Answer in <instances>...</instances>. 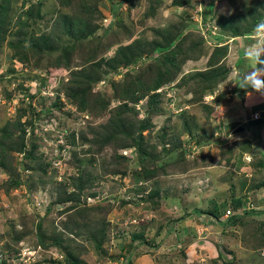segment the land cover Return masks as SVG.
Here are the masks:
<instances>
[{
  "label": "rangeland",
  "instance_id": "rangeland-1",
  "mask_svg": "<svg viewBox=\"0 0 264 264\" xmlns=\"http://www.w3.org/2000/svg\"><path fill=\"white\" fill-rule=\"evenodd\" d=\"M175 1L180 6H173ZM37 4L41 18L26 21L24 32L28 36L45 34L53 46L59 47L67 39L63 30L65 17H81L86 24L90 36L82 41L83 45L75 46L68 70L56 68L47 73V53L38 58L37 67L32 60L21 67L24 63L12 57L13 50L7 44L16 40L12 36L18 28L15 23L18 17L24 21L23 10ZM210 7L209 13L206 10ZM220 16L229 29L217 25ZM258 16L262 18L260 22L264 21V0H71L68 7L57 0L12 3L7 12L11 23L6 25L7 32L0 42V98L4 92L8 95L0 99V127L14 119L24 99L22 107L30 104L35 118L31 130H25L24 140L33 142L41 156L39 162L49 165L45 173L23 167L25 160L21 158L30 146L3 158L7 164L0 165L3 264H19L24 252L29 263L51 264V260L64 259L65 253L58 248L43 249L36 244L38 223L46 233L54 231L52 236L58 242L68 243L79 264H124L125 257L130 258L128 264H145L143 256L151 264H264V257L253 252L258 251V246L260 250L264 247V236H258L259 229H264V207L259 211L251 209L260 215H249L242 220V226L230 228L228 233L219 232V226L214 225L205 227L207 232L203 233L200 226L191 234L184 224L193 209L212 203H218L223 214L220 220L225 221L230 211L221 205L238 200V186L243 191L264 182V167L253 176L247 174L250 168L258 169L257 156L244 157L245 153L233 147V142L229 146L223 141L220 152L223 156V152H229L234 163L244 160L246 168L236 171L231 162L233 172H224L213 184L209 182L211 173L204 172L198 162L210 150L220 149L215 146L223 143L218 139H230L227 128L243 124L242 119H248L255 110L249 106L241 110L245 95L240 97L238 69L244 73L252 70L244 52L256 43V25L245 36L229 32L245 33L251 19ZM178 33L181 52L176 56V70L170 72L167 81L155 90L135 91L134 99L126 102L114 99L118 86L124 87L135 79L149 86L163 57L160 51L150 55L151 44L162 45ZM222 45L227 46L225 55H212L215 46ZM91 57L93 61L89 62ZM79 72L97 80L90 93L102 96L106 103L103 108L83 112L68 104L61 84L71 73ZM156 94L161 112L148 115L150 100ZM261 99L257 98L258 102ZM125 103L127 108L119 112L117 107ZM145 117L151 128L142 131L144 142L153 155L163 151L162 159L166 161L162 162L170 163L163 172L149 177L137 171L138 155L129 146ZM24 118L20 120L24 122ZM184 121L190 132L182 128ZM116 123L124 126L117 129ZM256 124L249 119L242 126V134L257 131ZM163 132L165 136L161 138ZM110 134L114 140L102 144V138ZM183 149L184 160L171 162L177 154L183 155ZM79 171L84 177L89 174L92 180L83 188L79 200L73 201L68 198L73 188L66 179L74 178ZM13 181L16 187H11ZM59 183L64 190L58 189ZM253 200L264 203V195L256 192ZM51 223L53 228L49 227ZM179 223L181 232L174 229ZM75 226L77 230H73Z\"/></svg>",
  "mask_w": 264,
  "mask_h": 264
},
{
  "label": "trees",
  "instance_id": "trees-1",
  "mask_svg": "<svg viewBox=\"0 0 264 264\" xmlns=\"http://www.w3.org/2000/svg\"><path fill=\"white\" fill-rule=\"evenodd\" d=\"M16 1L17 0H0V42L3 41L4 35L7 32L6 25L11 23V21L7 17V12L10 6L12 5V3H15ZM57 1H59L60 5L64 7H68L71 4V0H57ZM23 3H25V0H23ZM179 4L175 1L173 6L175 5L180 6ZM184 4L186 3H183V5ZM39 10H40L39 4L35 6L29 5L27 9L23 10V13L21 15L24 18V21L20 22L21 17H18V21L15 23V25H18V28L16 32L12 34V36L15 37L16 40L10 41L7 44L13 50L12 57L17 59L19 62L24 63V64H20L21 67L22 66L26 67V65L31 60L34 62L35 66L37 67L38 58L42 57L44 53H47L49 58H51V59L48 58V65L46 68L47 73H50L53 69H56V68H60V70H68L70 68L69 58L72 52L74 51L75 46L79 43L83 45L82 41H84L85 39H88V36H90V33L86 31V27H85L86 24L84 23V20H82L81 17L75 18L74 15L70 16V18L65 17L66 21L64 23L63 30H64V34L67 37V39L63 45L59 47H55L52 45L51 40L45 34H38L34 37L33 33H30L28 36L24 32V28H26L27 26L26 21L29 22L35 18L36 19L41 18V14ZM210 10H211V7L207 9L206 11L210 13L211 12ZM261 20L262 18L259 16L257 18L253 17L250 21V26L248 27V30L245 31L246 34L245 33L240 34L237 31H230L229 34H233L236 37L245 36L247 35V33L248 34L251 33L253 30V27L257 25ZM216 23L221 29H224V27H225V30L229 29L228 23L225 20H223L221 16L217 19ZM179 34L180 33L169 37L168 40L164 41L162 45L161 43L151 44L152 48L150 50V55L153 54L155 51H160L163 53V57L161 60L162 64H160V67L157 69L156 78L152 79V82L149 84V86H144L143 84L141 85L139 81L135 79L134 81H130L129 84L125 85L124 87L121 85L118 86L119 91H117L118 93L114 92V95H113L114 99L126 102L128 100L134 99L133 95L135 91H139L143 88L144 89L150 88V89L155 90L161 84H163L164 81H167L170 75V72L172 71L175 72L176 70V56L179 54V52H181L180 47L177 43ZM207 35H208V38H213V36H209V34ZM215 39L220 40V38H216V37ZM215 39L213 40H214V43L216 44L217 41ZM226 47L227 46L225 45L215 46V50L212 53V55L224 56L226 53ZM55 51H57L58 53L54 54ZM91 61H93L92 57L91 59H89V62ZM95 82H97V80H93L92 78L88 77L83 72H79L77 74L71 73V77L69 79L67 78L65 83L61 82L62 89L64 88L63 90H64L65 99L67 100L68 104L70 106L72 105L73 107H76L77 109L83 112L84 110H87L89 108L93 110L94 108H97V107L103 108L106 105V103L103 100L102 96L100 94L90 93L92 84H94ZM207 84H210V82H208ZM242 89L243 88H241L240 97H243V98L247 92H253L252 89H245V90L244 89L242 90ZM5 96H8V95L4 92V96L3 97L1 96V98L4 99ZM158 98L159 96L156 94L154 98L152 97V99L150 100L149 105L151 107L148 110V115H156L161 112L160 106H158L159 104L157 105ZM21 102H22V105H21L22 107L23 104L25 103L24 99L21 100ZM26 105H27L25 106L26 109L23 107L18 108L17 106H14V108L17 107L16 116L14 117L13 120L7 121L3 126L0 127V165L6 167L7 164L4 162L5 158L12 155L14 152L19 153L21 150L24 151L26 146H30L29 148L30 151L26 152L21 158L22 160H25V163H22L23 167H25L26 169H31L33 172H44L45 173V169L47 165L49 164L45 163L44 165H42V163L39 162L41 159V156L38 154L35 144L33 142L29 143L28 140H24L25 130L26 129L31 130L30 127L34 125V122L32 120H35L33 116L34 115L33 107L30 106V104L28 105L27 103ZM126 108H127L126 103L121 104L119 107H117V109H119V112L124 111ZM119 112L117 111V115H119ZM120 114L122 115V113ZM24 116L28 119L24 118L25 121L23 122L20 119H22ZM254 122L256 123L258 122L259 124L260 123L262 124V120H259V119L255 120ZM123 126L124 125H121V123H116L117 129ZM150 128H151L150 120L149 118L145 117L139 123L138 132L136 133L135 138L131 140V145H129V146L134 147L138 155L139 166H138L137 171L143 172V174H141L143 177H149L153 174L161 173L163 172L164 168L166 169L170 165L169 162H162V161H166L164 160L165 157L162 159V156L164 155L163 151H161L160 154L158 153V154L153 155L152 152L149 151L148 144L144 142L142 131L146 129L149 130ZM182 128L184 130L188 129L187 121H184L182 123ZM111 135L112 134L106 137H103L102 144L108 145L112 140H114L112 138L113 136ZM164 136H165V133L163 132L160 135V137L162 138ZM98 140L100 141L101 139H98ZM218 142H220V139H218ZM162 143H163L162 140H160L159 145L161 147H163ZM198 143L200 144V142ZM206 144H208V142ZM181 151L183 155L181 153L177 154L178 155L177 158L175 157L174 159L172 158L173 160L171 159V162L172 161L180 162L184 160L183 156H184L185 150L183 149ZM197 153L198 151L196 152V154ZM166 155L167 154H165V156ZM194 157L196 158V155L193 156V158ZM201 159H205V158L202 157ZM77 163L81 167V163L76 161L75 164ZM258 166H259L258 169L263 168L264 163L261 162ZM90 178L91 177H89V174H87V176L84 177L83 173L81 174L80 171L78 172L77 176H75L74 178L73 177H69V179L67 178L66 180L73 188V191L68 193L70 194L68 198L72 199L73 201H78L80 193L82 192L83 188L86 186L87 183H89L92 180V179L90 180ZM263 183H261V185ZM10 184H6V185L10 186ZM16 186H17V183L13 181V183L11 184V187H16ZM64 187H65L64 185H61V183H59V188H58L59 190L60 189L64 190ZM58 194L59 192H57L56 195L59 196ZM240 205L242 204L239 201H236L235 204H233L234 208L237 206L240 207ZM47 209L48 208H46V210ZM192 212L196 213V211H192ZM211 215H212L211 220L207 219L206 222L214 223V221H216V222L223 223V224L226 223L225 221L221 222V220L218 218L216 214L211 213ZM228 217H230V215ZM82 226H84V224H82L81 227ZM49 227L53 228V224L51 223ZM49 227L46 226L47 229H49ZM76 228L77 226L73 227V230H77ZM73 230L70 229V231H73ZM45 233H46L45 227H43L40 223L36 224L35 235H34V236H37V239H38L36 244L42 247L43 249H47L50 247H56L58 248L59 251L65 253L64 259L51 260L52 261L51 264H79V260L69 251L70 246L68 245V243L64 244L63 241L58 242L55 236L54 237L52 236L53 234H56L54 233V231L49 234L48 233L45 234ZM74 233H76V231ZM136 236L138 235H133L134 239H138V238L141 239V237H139L140 235L138 237ZM129 261H130V258L125 257L124 264H128ZM33 264H36V263H33Z\"/></svg>",
  "mask_w": 264,
  "mask_h": 264
},
{
  "label": "crops",
  "instance_id": "crops-1",
  "mask_svg": "<svg viewBox=\"0 0 264 264\" xmlns=\"http://www.w3.org/2000/svg\"><path fill=\"white\" fill-rule=\"evenodd\" d=\"M257 98H259V99L262 98V99L259 100V102H258ZM247 106H249V108L251 107L252 109H255V110L252 111L251 114H249L248 119L247 118L242 119V121H243L242 123H244L245 121L247 122L249 119L251 120V115L253 113L260 112L261 117L259 120H262V124L261 123L259 124L258 122L256 124V127H259L260 129L258 128L257 131H254L253 129H251L250 132H246L243 134L237 133V134L232 135V130L236 126H239L240 124L235 125L232 128H227L228 129L227 135L230 139H227V137H222V139H227V143L229 144V146H230V143L233 142L234 146L233 145L232 146L235 148L238 147V150L240 152L245 153L244 157H248L250 155L254 157V155H255V157L257 156V158H258L257 159L258 164H260L261 162L264 163V117H263L264 112H262L264 110V97L260 96L259 94L255 93V92H247L245 94V100H244V103H243L241 110H245V108H247ZM230 109H232L230 111H233L234 107L231 106ZM251 121H253V120H251ZM233 136H235V137H233ZM257 140L259 143L257 142ZM215 146H218L220 149L214 148L213 150L209 151L210 153L208 155L202 156L205 159H201L202 158L201 157V158H199L200 160H198L199 165H201L203 167V171L211 173L210 177H209L210 178L209 182L213 183V184L214 183L216 184L217 179L219 180L218 177L222 176L223 174H225L227 172H233L232 170H234L233 168L230 167V163L233 162L234 158L228 156L229 152H223L224 156L222 155V152H220V150L222 151V147L224 145L221 144V145H215ZM233 164L238 169L236 171H240V169L246 168V166H247V162L245 163L244 160L240 161L238 163L233 162ZM215 166H218V167H215ZM219 166L220 167L227 166V167L219 168ZM247 168L249 169V167H247ZM253 169L254 170H252V168H250L249 171L247 172V174L248 175L251 174L253 176V175L257 174V172L260 170L257 168H253ZM262 170H264V169H262ZM221 172H222V174H220ZM221 181L227 183L226 180H221ZM241 188H242V186H241ZM241 188H240V186H238V190H237V193L235 195L236 199H238L237 201H239L242 204V205H240V207L237 206L238 208L237 207L234 208L233 204H235L236 201H226V203H223L221 205V207H223V210H225V211L229 210L230 211V217L226 218L225 224L219 223L216 221H214V223L206 222L207 219L211 220V218H212L211 213L216 214L218 216V218L222 220L223 214H222V212L219 211L220 207L217 206L218 203H217V205L215 203H212L211 206H199V208L193 209L192 211H196V213H193L191 211L192 213L188 216L189 219H187V221L186 220L184 221L185 226H187L189 228L188 232L190 230L191 234H192V232H194L195 230L197 231V228L199 229V227L202 226L201 229H204V230H201V232L203 233V232H207V230H206L207 227L212 228L214 225H217L220 228L219 232H222V233L227 232L228 233L230 228H233V227L239 228L240 226H242L243 223L245 222L242 220H244L245 218L248 219L249 215H254L255 217L259 216L260 215V214H258L259 212H252V210L253 211H259V209H261V207H264V206H261V204H264V203H258V201L256 202L253 199H254V194L256 192H260L261 194L264 195V183L262 185L260 184L259 186H255V187L251 186L250 189L249 188L245 189L246 188L245 187L243 191L241 190ZM211 202H213V201H211ZM221 202H224V199ZM243 204H244V207H243ZM224 205H225V207H224ZM240 211H242L243 213H240ZM181 219H183V217ZM213 219H215V218H213ZM189 221H191V223ZM194 222H196V225L194 224ZM221 222H223V221H221ZM181 228H182V226L179 223L178 225L176 224V228H174V229L175 230L179 229L181 232ZM259 231H260L259 232L260 234L258 236H264V229L263 228H262V230L259 229ZM188 232H186V233H188ZM258 248H259L258 251H253V252L258 253V255H259L260 251H261L260 246H258ZM188 254H190V253H188ZM261 257H263V256L261 255ZM141 259H142L141 261H143V260L145 261V264H151V261L148 260L146 258V256L141 257Z\"/></svg>",
  "mask_w": 264,
  "mask_h": 264
},
{
  "label": "clouds",
  "instance_id": "clouds-1",
  "mask_svg": "<svg viewBox=\"0 0 264 264\" xmlns=\"http://www.w3.org/2000/svg\"><path fill=\"white\" fill-rule=\"evenodd\" d=\"M105 23H107V21ZM253 31L255 33L256 43L249 45L244 52L245 58L252 63L253 67L252 70L247 73H244L243 71L239 72V76H240L239 87L243 89H252L253 92L264 97V21L257 24L254 27ZM221 42L226 43L223 40ZM262 112H264V110ZM255 113H258L259 115L258 118L255 120L260 119L261 117L260 112H255ZM252 115H251V120L255 121L254 119H252ZM246 123L247 122L245 121L243 124L236 126L235 129H237L238 127H242ZM234 130H232V132ZM223 141L226 142L227 144V139H221L220 142ZM224 142L222 143L223 145H225ZM263 250L264 247L261 249L260 254L264 257V254L262 253Z\"/></svg>",
  "mask_w": 264,
  "mask_h": 264
},
{
  "label": "built area",
  "instance_id": "built-area-1",
  "mask_svg": "<svg viewBox=\"0 0 264 264\" xmlns=\"http://www.w3.org/2000/svg\"><path fill=\"white\" fill-rule=\"evenodd\" d=\"M258 113H254L253 115H252V119H257L258 118ZM228 214H229V212H227ZM263 254H264V250H263V252H262ZM25 255H26V257H25ZM28 254L27 253H22L21 254V258H20V260H19V264H33V262L32 263H29L28 262V260H30V258L27 256ZM3 254H0V264H3ZM21 261V262H20ZM32 261H34V260H32ZM111 264H116V263H111Z\"/></svg>",
  "mask_w": 264,
  "mask_h": 264
},
{
  "label": "water",
  "instance_id": "water-1",
  "mask_svg": "<svg viewBox=\"0 0 264 264\" xmlns=\"http://www.w3.org/2000/svg\"><path fill=\"white\" fill-rule=\"evenodd\" d=\"M241 71V69H238V74L239 72ZM243 131V128L242 127H238L237 129H235L232 133L235 134V133H240Z\"/></svg>",
  "mask_w": 264,
  "mask_h": 264
}]
</instances>
